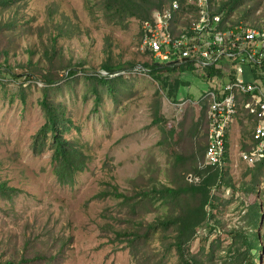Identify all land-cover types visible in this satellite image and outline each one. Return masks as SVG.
I'll use <instances>...</instances> for the list:
<instances>
[{"label": "rangeland", "instance_id": "rangeland-1", "mask_svg": "<svg viewBox=\"0 0 264 264\" xmlns=\"http://www.w3.org/2000/svg\"><path fill=\"white\" fill-rule=\"evenodd\" d=\"M259 1L255 16L264 22ZM99 2L19 0L0 9L6 23L0 32V182L17 187L12 196L0 192V261L42 252L56 260L36 264H183L172 246L174 229L139 235L134 246L117 233L144 234L147 224L170 213V206L153 199L155 187L174 188L187 175L192 180L193 167L206 164L207 111L199 103L211 87L225 84L233 61L221 59L225 75L212 81L197 67L165 75L183 82L181 107L138 68L153 62L138 49L140 19L110 18ZM106 65L126 70L110 75ZM69 68L78 70L72 78ZM45 100L65 108L73 120L65 136L87 155L74 181L61 182L55 174L50 142L34 149L46 122ZM250 123L243 118L232 129L226 182L212 186L220 198L215 217L185 244L187 256L210 261L215 254L216 264H234L228 246L235 228L255 242L253 234H260L263 257L256 250L255 259L264 264V164L239 155L251 138ZM260 206L262 216L254 222L252 207Z\"/></svg>", "mask_w": 264, "mask_h": 264}, {"label": "trees", "instance_id": "trees-1", "mask_svg": "<svg viewBox=\"0 0 264 264\" xmlns=\"http://www.w3.org/2000/svg\"><path fill=\"white\" fill-rule=\"evenodd\" d=\"M19 0H0V9L4 7L11 6L12 8L16 5ZM93 2V0H89ZM173 0H100L99 3L104 8L106 14L110 18L123 19L125 17H137L140 21H144L153 16L154 12L157 10H162L166 5H168ZM185 8L186 13L194 14L195 18H198V12L195 6L188 5L190 0H178ZM196 1V0H193ZM209 8L212 15H219L222 18L221 29L229 30L236 28L237 26L244 24L245 26L251 25L255 28L264 29V22L262 19L255 16L256 5L260 3L259 0H208ZM255 11V12H254ZM185 13V11H184ZM187 15V14H186ZM176 15L177 21H182L183 17ZM140 22V23H141ZM0 32L5 27L6 23L0 21ZM8 25V24H7ZM179 56H174L172 60L167 61L168 64H164L165 61L153 59L151 64L144 63L141 66L148 74L157 81L165 91L166 95L173 102L178 103L177 96L182 85V81L179 79L171 80L167 74H175L185 70L196 69V63L192 58L179 53ZM146 56H151L150 54H145ZM185 58H188L184 61ZM258 58H260L258 56ZM178 62V64H174ZM219 60L209 66L204 70L207 74L208 80H213L214 78H222L225 74L223 68L219 67ZM138 66V65H137ZM135 69L136 66L132 65L130 69ZM5 70L4 66L0 62V71ZM103 70L108 74H116L118 72L125 71L126 68L122 65H106L103 66ZM0 72V74H1ZM78 70L69 68L68 76L69 78L74 77ZM88 73V71H84ZM245 78L248 82H256L264 80V58L251 65H246L244 68ZM236 74V70L232 69L231 77ZM13 75V74H11ZM19 79L28 80V74L13 75ZM101 82L104 84H109V78L105 76H100ZM48 83H55L51 81L49 77H46ZM87 79H99L95 77L87 76ZM214 89V87H211ZM100 96L97 98V103H100ZM46 113V122L35 134L33 139L34 149L43 148L47 142H50L53 148L52 161L54 163V172L58 176L61 182H71L74 181L77 174L84 172L87 165V155L84 151V147L76 140L67 138L65 136L66 132L70 129L73 120L66 114L65 108L61 106H56L50 101L45 100L42 102ZM190 104H187L189 106ZM204 109H206L207 117V135H206V145H202V153L205 156L208 143H209V107L210 101L203 100L199 103ZM63 107V106H62ZM244 112V113H243ZM244 114L242 117L241 114ZM243 118L250 119V125L254 123V116L248 113L246 108L240 110L239 120ZM162 119V118H160ZM159 119L157 118L156 121ZM163 120V119H162ZM252 132V131H251ZM252 137V135H250ZM50 139V141H48ZM245 149H251L252 145L249 143L250 139H244ZM228 145V144H227ZM259 164H264V161L258 162ZM205 166V165H204ZM202 164L195 165L193 167L192 180L187 178L178 181L174 188L163 186L162 189L155 187L153 190L155 201H162L165 205L170 206V213H165L163 216H158L154 222L147 224L143 229L146 228L144 234H135L133 232L127 233H117L119 239H128L131 242V246L138 241L139 235L142 237H149L148 235L153 231H163L174 229L176 236L172 246H174L180 254V259L183 264H216L215 254L210 261L204 259H198L197 256L190 257L187 256L188 253L185 251V244L192 240V238L197 233L198 229L205 224L208 218H214L216 214L215 210L218 207V198L212 192V186L216 184H222L226 182L227 169L221 170L219 168L214 169L209 166L204 167ZM0 192L6 196H12L13 193L17 192V187L9 185L7 182H0ZM149 194V193H148ZM118 198H125L128 200L126 195L118 194ZM152 199V200H153ZM154 201V200H153ZM161 202V203H162ZM250 215L255 219L262 216V207L256 210L252 207ZM214 216V217H213ZM217 224H213L212 228H217ZM141 227V228H142ZM232 242L228 246L230 256L232 257L234 264H257L255 259V251L257 250L260 254V258L263 257L261 236L259 233H254L256 237V242L253 240L252 236L242 233L238 229H232ZM245 244H248L244 248ZM29 255V254H28ZM25 255L20 261L6 260L0 261V264H36L37 261H49L52 263L56 260V255L47 254L42 252H33L30 257ZM192 255V254H191ZM209 262V263H207Z\"/></svg>", "mask_w": 264, "mask_h": 264}, {"label": "built area", "instance_id": "built-area-1", "mask_svg": "<svg viewBox=\"0 0 264 264\" xmlns=\"http://www.w3.org/2000/svg\"><path fill=\"white\" fill-rule=\"evenodd\" d=\"M190 1L188 5H193V0ZM194 4L198 18L186 13V6L184 8L178 0H173L162 10L155 11L151 18L142 21L138 49L143 54H150L152 59L165 62L174 56L180 57L181 52L192 58L201 70L223 58L232 60L236 74L231 77L230 72L225 84L215 85L202 96V101H210L205 166L227 169L231 156L230 135L239 123L243 108L254 116L249 141L252 148L240 151L239 155L253 164L264 161V80L248 82L244 73L246 65L264 58V29L241 24L222 30V18L212 15L208 0H196ZM177 14L187 15L182 21H177ZM178 104L183 107L185 102Z\"/></svg>", "mask_w": 264, "mask_h": 264}, {"label": "water", "instance_id": "water-1", "mask_svg": "<svg viewBox=\"0 0 264 264\" xmlns=\"http://www.w3.org/2000/svg\"><path fill=\"white\" fill-rule=\"evenodd\" d=\"M185 60H187V58L186 59H184V61ZM174 64H178V62H175ZM138 68H140V69H143V67L142 66H139Z\"/></svg>", "mask_w": 264, "mask_h": 264}, {"label": "clouds", "instance_id": "clouds-1", "mask_svg": "<svg viewBox=\"0 0 264 264\" xmlns=\"http://www.w3.org/2000/svg\"><path fill=\"white\" fill-rule=\"evenodd\" d=\"M186 59V58H185ZM188 59V58H187Z\"/></svg>", "mask_w": 264, "mask_h": 264}]
</instances>
